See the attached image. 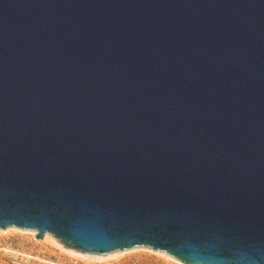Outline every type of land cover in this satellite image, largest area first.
I'll return each instance as SVG.
<instances>
[{"label": "water", "instance_id": "1", "mask_svg": "<svg viewBox=\"0 0 264 264\" xmlns=\"http://www.w3.org/2000/svg\"><path fill=\"white\" fill-rule=\"evenodd\" d=\"M10 227L264 264V0H0Z\"/></svg>", "mask_w": 264, "mask_h": 264}, {"label": "rangeland", "instance_id": "2", "mask_svg": "<svg viewBox=\"0 0 264 264\" xmlns=\"http://www.w3.org/2000/svg\"><path fill=\"white\" fill-rule=\"evenodd\" d=\"M35 235V231L13 227L0 230V264H181L163 252L144 247L97 256L99 260L87 259L67 252L49 235L42 239H35Z\"/></svg>", "mask_w": 264, "mask_h": 264}, {"label": "bare ground", "instance_id": "3", "mask_svg": "<svg viewBox=\"0 0 264 264\" xmlns=\"http://www.w3.org/2000/svg\"><path fill=\"white\" fill-rule=\"evenodd\" d=\"M46 235H48V234H46ZM50 236V235H49ZM46 238L48 239V240H50L51 238H49V237H47L46 236ZM52 241V240H51ZM58 244V243H57ZM67 252H69V253H71V254H73V255H78V256H80V257H82V258H92V259H96V260H99V259H101L100 257H97L96 255H92V256H88V255H86V254H83L82 255V253H78V252H75V251H73V250H68Z\"/></svg>", "mask_w": 264, "mask_h": 264}]
</instances>
